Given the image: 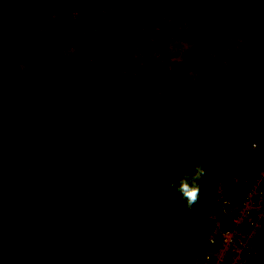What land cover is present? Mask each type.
I'll return each mask as SVG.
<instances>
[{
    "label": "trees",
    "instance_id": "obj_1",
    "mask_svg": "<svg viewBox=\"0 0 264 264\" xmlns=\"http://www.w3.org/2000/svg\"><path fill=\"white\" fill-rule=\"evenodd\" d=\"M11 1H16L13 7L17 9L0 0V84L8 90L0 89V103L5 104L0 107V264H187L200 244L205 217L215 211V187L221 186L234 203L243 187L232 182V177H252L264 156V79L250 82L239 97L228 102L225 95L216 94L220 86L216 80L225 76H210L212 68L204 62L202 69L196 66L207 55L205 38L215 33L212 20L218 1L188 0L182 10L189 21L187 31L181 35L170 31L167 37H160L162 42L142 33L154 34L160 29L153 21L161 7L146 4L151 15H144L134 36L136 60L147 62L161 46L162 57L170 60L163 64L168 68L163 75L184 80L192 77L196 109H206V113L189 115L191 127L184 131L183 113L160 112L149 121L141 138L123 144V148L134 145L136 150V157L127 162L118 159L117 136L102 140L101 131L89 133L77 127L73 138L66 137L63 125L55 133H49L48 127L64 124L73 108L91 105L89 98L54 103L47 98L63 97V87L78 70L70 68L74 63L62 53L64 39L75 32L73 26L78 21L90 19L91 13L104 14L101 2L109 0H71L63 5L61 15L57 11L50 14L45 33L29 27L24 44L29 49L23 51L26 60L19 53L12 54L11 25L19 24L14 18L22 3L7 0L8 5ZM26 3L31 12L51 9L49 0ZM236 5L227 8L229 14L237 13ZM64 9L68 17L62 18ZM109 23L101 26L104 32ZM101 29L94 28L77 40L93 43ZM56 35L60 43L54 42ZM146 44L148 51L143 48ZM5 66L11 72H5ZM179 87L184 91L181 96L176 87L167 90L172 96L167 102L173 107L187 94V88ZM93 112L89 119L97 124L113 116L100 115V119ZM76 116L73 114L72 121ZM78 119L79 115L74 123ZM39 139L46 144L44 151L37 148ZM193 164L201 165L206 176L199 181L198 203L188 209L171 185ZM126 180L128 202L111 200L112 207L118 208L113 229L106 232L93 227L94 218L83 206L84 200L91 203L98 197L99 204L107 201L111 193L123 190L120 184ZM256 236L251 247L264 264V227L257 240Z\"/></svg>",
    "mask_w": 264,
    "mask_h": 264
},
{
    "label": "rangeland",
    "instance_id": "obj_2",
    "mask_svg": "<svg viewBox=\"0 0 264 264\" xmlns=\"http://www.w3.org/2000/svg\"><path fill=\"white\" fill-rule=\"evenodd\" d=\"M26 1L21 0L22 5L18 9L20 14L14 18L19 24L15 25L14 22L11 25L14 43L12 54L19 53V55H23L24 60H26V56L23 51L29 49L24 45L25 31L29 27H34L39 32L45 33L48 29L47 20L50 14L57 11L61 15V9L65 7L63 5L70 3L71 0H56L57 5L54 9L50 6V11L36 9L32 12L29 11ZM155 1H102L100 9H103L104 14L101 12L96 15L91 13L90 19L78 21L73 26L75 32L69 34L70 38L73 37L72 39H64L66 48L62 50V53L70 59L69 62L74 63L70 68L76 67L78 70L76 69L73 78L63 87L65 90L63 97H57L56 100L47 98V100L49 103H54L62 99L72 101L75 100L74 98L76 100L89 98L91 105H86L90 109L87 107L73 108L72 116L73 114L79 115L78 123H74L77 116L72 121V116L68 119L69 114L64 118L66 120L64 124L56 122L54 125H49V133L57 132L63 125V129L66 128L64 129L66 137L73 136L75 138L77 127L83 128L82 130H90L89 133L101 131L102 140L112 135L117 136L119 138L116 142L117 153L120 152L118 159L127 162L130 158L136 157V150L134 145L123 148V144L130 142L133 137L141 138L143 131L149 127V121L157 118L155 116L160 112L164 111V115L172 114L174 116L179 115V112L180 114L183 113V119L185 116L184 131L191 127L189 115L197 116L206 113V109H196L197 101L193 96L195 88L192 77L184 80L183 78H170V74L163 75V72L168 71L167 65L164 67L163 64H168L170 60L166 59L165 56L162 57L161 46L156 47L157 50L153 51L155 54L152 55V59L145 63L135 58V51L132 46L134 36L137 34L136 31L144 15H151V10L146 6L148 2L156 8L161 7L159 15L157 14L153 21L154 24H158L157 27L160 29H157L154 34L149 31L142 33L152 35L154 39L159 37L158 40L162 42L160 37H167L170 31H177V35L187 31L189 21L183 17L182 10L186 8L185 4L188 0ZM211 1L208 0L209 3ZM217 1L218 8L212 20L214 24L212 29L215 30V33L213 31L205 38L207 40L205 45L207 55L197 61L196 66L198 69H202L204 62L205 65L212 68L209 72L210 76L214 75L215 78L225 76L226 79L216 80V84H220L216 87V94L222 93L228 102H232L235 100L234 98L239 97L245 91L250 82L264 79V0ZM106 2L107 5H105ZM5 3L7 7L17 9L13 7L17 4L16 1H11V5H8L7 0ZM235 3L237 4L235 12L237 13L235 15L229 14L227 8ZM253 4L255 7L252 6ZM7 7L5 8L8 10ZM62 15H65L62 18L68 17L65 9ZM108 21L110 22L108 31L104 32L101 26ZM176 22L181 24L178 25ZM94 28L101 29L100 35L96 36V41L89 43L88 41L77 40L80 36L90 35ZM64 29H67L66 25ZM148 41L150 42L149 39ZM147 45L142 47L148 51ZM132 55L133 59H126L127 56ZM146 56L148 57V52H146ZM126 60L127 64L124 65ZM9 70L11 72V68L5 66V72ZM125 71H129V73H125ZM10 76H15L14 72L10 73ZM179 86L187 88V94L183 96L181 104L173 107L167 102V99L172 97L170 92L167 93V90L170 87H176L178 96H181L184 91H180ZM0 89L8 93V90L3 88L1 84ZM262 89L264 92V85ZM0 107H5V104L0 103ZM93 111L100 119H102L100 115L112 116L111 114H113V116L111 118L105 117L102 122L97 121L100 123L97 124L89 119V116L93 115L91 113ZM105 111L106 113H104ZM92 123L94 125H91ZM43 135L44 138L48 137L47 132H43ZM38 141V150L44 151L46 144L40 143V139ZM139 144H142L141 140ZM120 186H123V190L114 191V194L111 193L107 201L99 204V198L95 197L91 202L92 204L89 200H84L82 203L91 217L94 218L93 227L103 228L106 232L113 229L118 219L114 215L118 208L112 207L111 200L114 199L122 203L129 200L128 182L120 184ZM260 232L261 230L256 232V240ZM201 235V239L198 240L200 244L196 245L198 248L194 250V253L203 246Z\"/></svg>",
    "mask_w": 264,
    "mask_h": 264
},
{
    "label": "built area",
    "instance_id": "obj_3",
    "mask_svg": "<svg viewBox=\"0 0 264 264\" xmlns=\"http://www.w3.org/2000/svg\"><path fill=\"white\" fill-rule=\"evenodd\" d=\"M232 182L243 187L240 198L231 203L222 187H215V211L205 217L203 246L187 264H262L251 246L264 227V156L252 177L234 176Z\"/></svg>",
    "mask_w": 264,
    "mask_h": 264
},
{
    "label": "clouds",
    "instance_id": "obj_4",
    "mask_svg": "<svg viewBox=\"0 0 264 264\" xmlns=\"http://www.w3.org/2000/svg\"><path fill=\"white\" fill-rule=\"evenodd\" d=\"M205 176V169L199 164H193L190 170H184L171 185L180 194L186 208L191 209L198 203L202 191L199 181Z\"/></svg>",
    "mask_w": 264,
    "mask_h": 264
},
{
    "label": "water",
    "instance_id": "obj_5",
    "mask_svg": "<svg viewBox=\"0 0 264 264\" xmlns=\"http://www.w3.org/2000/svg\"><path fill=\"white\" fill-rule=\"evenodd\" d=\"M50 2H51L50 3L51 8L54 9L57 5L56 0H50ZM60 40H61L60 36H57V38L54 39V42L60 43Z\"/></svg>",
    "mask_w": 264,
    "mask_h": 264
}]
</instances>
